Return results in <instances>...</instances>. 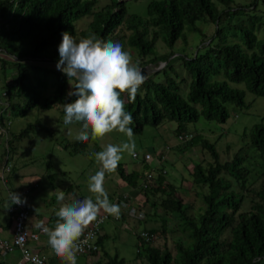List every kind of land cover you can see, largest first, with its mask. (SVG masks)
Instances as JSON below:
<instances>
[{"label":"trees","instance_id":"1","mask_svg":"<svg viewBox=\"0 0 264 264\" xmlns=\"http://www.w3.org/2000/svg\"><path fill=\"white\" fill-rule=\"evenodd\" d=\"M125 1L0 0V141L4 146L0 181L16 177L13 155L19 142L39 131L54 134L39 118L14 132L15 116L52 107L64 112L63 105L76 99L67 95L72 90L68 77L50 66L59 60L62 33L122 40V48L128 45L135 50L139 68L164 63L157 71L164 73L163 79L145 77L135 101H130L127 93L121 94L125 110L133 116V132L175 120L174 134L179 141L175 149L180 152L197 144L212 158L205 165L197 163L191 171V182L207 188L200 194L197 208L194 201L185 202L178 187L167 180L166 160L161 156L152 164L144 153L140 170L128 171L119 163L116 170L120 179L134 188L137 200L144 198L136 205L144 218H131L135 224H151L158 217L162 220L158 207L176 219L174 230L168 229L165 219L159 226L144 227L147 238L137 235V257L147 264H264V117L251 126L247 142L238 147L233 158L225 161L220 160L216 143L185 130L186 123L197 121L199 115L225 121L224 104L245 106L246 91L264 97V0H149L145 16L129 13ZM197 21L212 23L211 35L202 34V50L183 57L186 77L169 74L172 59L179 60L172 50L175 42L185 39V29L200 31ZM150 28L154 29L152 37ZM159 34L170 49L168 53L157 54ZM89 142L64 140L62 148L70 154L83 153ZM148 178L151 180L146 183ZM144 183L146 187H142ZM61 190L66 195L71 186ZM56 193L50 199L53 210L47 223L53 229L59 209L54 204ZM8 213L10 220L2 225L5 228L13 227L12 214ZM125 216L130 218L121 209L120 221L128 220ZM177 232L181 239L173 238ZM103 241L99 234L98 249L87 255L101 254L107 258L105 264H127L118 254L110 255ZM46 262L64 264L59 256ZM0 264H9L1 254Z\"/></svg>","mask_w":264,"mask_h":264},{"label":"rangeland","instance_id":"2","mask_svg":"<svg viewBox=\"0 0 264 264\" xmlns=\"http://www.w3.org/2000/svg\"><path fill=\"white\" fill-rule=\"evenodd\" d=\"M98 1L100 4H105L110 3L111 0ZM148 1L126 0L124 4L129 13L145 16ZM81 27L82 23L79 24V28ZM196 27L200 29L201 33L200 31L187 32V29H185V39H179L175 42L172 50L175 53L174 56H177L179 60L174 62V58H169L172 59L173 64L172 69L168 70L169 74L174 75L177 73L179 78L186 77L185 69L181 65L183 57H191L197 51L202 50V34L210 36L214 29L212 23H204L202 21H197ZM153 31L154 29L150 28V37L154 35ZM117 42L122 46V40H118ZM123 49L129 52L133 57V61L136 62L138 57L135 50L128 47V45H124ZM156 51L157 54L168 53L170 51L160 34L159 38L158 36L156 37ZM50 66L56 68L55 64H50ZM145 67H147L150 73L146 74L145 77L152 75L156 81L163 79L164 73L161 71L157 72L164 67L163 62L159 61ZM155 72L157 73L155 74ZM245 103L243 107H239L233 103H225L227 111V119L225 121L208 120L203 115H199L197 121L186 123L185 130L192 134L200 133L210 142L216 143L220 160H230L238 150V147L247 142L251 126L260 122L261 118L264 117V97H256L246 91ZM38 118L41 119L42 123L50 127L54 134L39 131L31 133L29 137H25V139L19 142V148H17V152L13 155L15 157L14 160L17 161L16 177L13 176L9 182H4L2 179L0 181V223H4L9 218L7 212L10 206L8 192L18 190L22 186L23 188L28 186L30 190L26 195H22V199L26 198L25 204L29 210H33L36 206L40 205L39 201L41 200L48 203L49 199L57 191L70 186L71 190L66 194L69 203H72L80 196L82 198L92 196L93 194L88 190V180L90 176L94 175L101 168V165L95 159V154L102 151L109 143L119 145L127 142L125 134L113 131L102 139L93 140L90 137V142L83 153L70 154L62 148V143L64 140H76L74 137L80 125L73 124L66 126L63 123L64 112L54 107L34 109L26 116H15L12 129L14 132H19L27 123H32ZM176 123L175 120H166L162 127L161 125L158 127L146 125L141 131L133 132V139L136 144L135 151L138 156L133 157L125 152L120 163L128 171H132L133 169L140 170V161L144 153H151L152 164H156L158 156H161L162 160H166L163 164L167 180L178 187L185 202L190 203L194 201V206L197 208L200 206V194L207 192V188L200 189L191 182V171L197 163L203 162L205 165L212 158L206 150H202L197 144L190 146L189 149L184 151L179 152L176 150L175 145L179 142L174 134ZM69 128L72 129L71 135L68 132ZM228 146L230 147L229 149L227 148ZM3 148L4 146L0 141V156ZM155 174L151 175L154 176ZM150 180L151 178H148L146 183ZM146 183L142 187H146ZM18 186L21 187L18 188ZM104 187L108 196L110 195L114 201L122 200L124 197L130 195L132 201H135L134 205L136 206L137 202L144 199L139 198V200H136L134 188L120 179L117 170L112 173H105ZM198 191L201 192L198 194ZM38 198L41 199L37 200ZM58 202L62 203V201H57L56 199L54 204L60 205L61 203ZM245 206L246 204L243 205V208ZM156 210L165 219L164 223L168 229L174 230L176 228L175 217L171 214H163V210L160 207ZM151 212L154 213L153 210ZM162 220L158 217V219L150 223L159 226L163 223ZM110 221L112 220H107V223ZM151 224H134L137 227L135 230L137 234H135V231L131 228L133 222H129L128 226L104 238L103 246L105 250L110 255L118 254L119 257L124 258L127 264H147L143 258L137 257L136 252L139 250L137 235L144 230V227H150ZM103 226L106 225L104 224ZM172 236L175 239L182 238L179 232L172 234ZM106 260L107 258L103 255L101 256V254H97V256L87 254L76 255L77 264H105Z\"/></svg>","mask_w":264,"mask_h":264},{"label":"clouds","instance_id":"3","mask_svg":"<svg viewBox=\"0 0 264 264\" xmlns=\"http://www.w3.org/2000/svg\"><path fill=\"white\" fill-rule=\"evenodd\" d=\"M58 52L56 68L68 77L72 86L67 95L76 97L73 102L63 105V123L66 126L80 125L74 138L87 142L90 137L102 139L113 131L127 136V142L119 145L109 143L95 154L101 168L88 180L92 196L62 204L55 213L58 220L54 229L50 230L42 223L36 225L48 235V243L57 256L67 264H77L76 254L81 250L78 242L90 224L97 221L101 210L117 218L120 215L121 206L110 202L104 187L105 173L116 171L123 153L136 155L133 129L130 127L133 116L125 110L121 94L127 93L130 101H135L145 77L139 62H134L132 55L119 42L105 41L94 34L77 38L63 32ZM68 132L71 135L72 129L69 128ZM56 199L64 201L65 192L57 191ZM25 202L26 198L22 199L20 194L9 193L10 206ZM23 239L24 236L20 235L18 242Z\"/></svg>","mask_w":264,"mask_h":264},{"label":"built area","instance_id":"4","mask_svg":"<svg viewBox=\"0 0 264 264\" xmlns=\"http://www.w3.org/2000/svg\"><path fill=\"white\" fill-rule=\"evenodd\" d=\"M7 82L10 83L9 80H7ZM179 139H181V137H179ZM137 156L138 154L136 153V155L133 157ZM144 158L151 161V153H145ZM8 168L9 167L6 169L9 170ZM29 191V187L27 186L16 191V193L20 194L22 198V195H26L29 193ZM127 198L128 197H124L122 200H115L114 202L119 204L122 210L125 209L130 218H144L143 212L137 209L136 206L131 205V203L127 201ZM8 211L12 214L13 227L10 238H3L0 236L1 256L7 257L12 253L17 252V256L9 264H47L42 253L38 250L32 249L28 245L29 241H38L44 232L42 228H38L36 231L31 230L27 225L29 220V211L27 209V205L25 203L20 205L13 204L9 206ZM111 218L119 219L120 217L117 218L116 216L109 215L101 210L97 221L90 224V226L85 230L84 235L80 238V242L78 243H80L81 250L78 251L76 255L89 254L91 251L98 249L96 240L100 233L101 225ZM20 235L24 236L22 242H18ZM140 235L147 238V233L144 231H141Z\"/></svg>","mask_w":264,"mask_h":264},{"label":"crops","instance_id":"5","mask_svg":"<svg viewBox=\"0 0 264 264\" xmlns=\"http://www.w3.org/2000/svg\"><path fill=\"white\" fill-rule=\"evenodd\" d=\"M21 186H18V188H20ZM23 187V186H22ZM22 187L20 189H22ZM17 188V189H18ZM18 189V190H20ZM18 190H14V191H18ZM54 195V194H53ZM132 197L129 198V202L131 203V205L135 206V201H132L131 199ZM138 198V196H137ZM41 198H38L37 200H39ZM109 199L111 203H114V200H112V197L109 195ZM137 200V199H136ZM36 202V201H35ZM40 205L36 206L33 210H29V220L27 222V225L29 226V228L31 230L36 231L38 229V227H36L37 224H43V226L48 227L50 230L53 229L51 228L47 223L49 221V217L50 214L53 210V204H50V199L49 202L47 203L46 201L43 202V200L39 201ZM61 203V202H58ZM69 203V199L67 198V195H65V200L62 201L61 204H67ZM60 205H56L57 207H60ZM37 205V204H36ZM28 208V206H27ZM9 209V207H8ZM7 209V212H8ZM51 209V210H50ZM49 210V211H48ZM9 216V213H8ZM127 218V216H125ZM128 220H126L125 218L122 219L120 221L119 219H110L112 221L108 222L107 221L104 223L106 226L101 227L100 229V235H103V239L107 238L111 233L122 229L125 226L129 225V222H133V226L131 227L133 231H135L137 229V227L134 225L135 222L133 221V219L131 218H127ZM10 220V216L7 220H5L4 223L0 224V236L3 238H10L11 237V233H12V227L9 228H5L2 227V225H5L8 221ZM116 221V222H115ZM110 224V225H109ZM48 235L47 234H42L39 238L38 241L34 242V241H29L28 245L35 250H38L39 252L42 253V255L45 257L46 261L49 260L51 257H56L57 255L55 254V252L52 250V248L50 247L49 243H48ZM17 256V252L12 253L10 255L7 256V261L10 263L12 262L15 257ZM93 256H97V255H93ZM64 264H67V262L64 260Z\"/></svg>","mask_w":264,"mask_h":264},{"label":"water","instance_id":"6","mask_svg":"<svg viewBox=\"0 0 264 264\" xmlns=\"http://www.w3.org/2000/svg\"><path fill=\"white\" fill-rule=\"evenodd\" d=\"M140 69H141V71H142L144 77H145L146 74L149 73V70H148L147 67H145V66H144V67H140ZM149 74H150V73H149Z\"/></svg>","mask_w":264,"mask_h":264}]
</instances>
